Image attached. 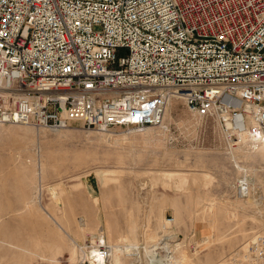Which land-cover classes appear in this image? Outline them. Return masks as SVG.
<instances>
[{
	"label": "built area",
	"instance_id": "built-area-1",
	"mask_svg": "<svg viewBox=\"0 0 264 264\" xmlns=\"http://www.w3.org/2000/svg\"><path fill=\"white\" fill-rule=\"evenodd\" d=\"M174 98L215 119L229 149L239 133L264 141V0H0V124L166 131ZM233 187L253 194L246 175ZM174 225L132 264H176ZM95 239L79 264H111ZM243 261L264 264V231Z\"/></svg>",
	"mask_w": 264,
	"mask_h": 264
},
{
	"label": "rangeland",
	"instance_id": "rangeland-1",
	"mask_svg": "<svg viewBox=\"0 0 264 264\" xmlns=\"http://www.w3.org/2000/svg\"><path fill=\"white\" fill-rule=\"evenodd\" d=\"M165 122L166 131L0 124V264H79L78 244L153 242L170 216L176 264H245L264 231V141L229 149L218 122L181 98ZM244 170L249 197L233 187Z\"/></svg>",
	"mask_w": 264,
	"mask_h": 264
},
{
	"label": "bare ground",
	"instance_id": "bare-ground-1",
	"mask_svg": "<svg viewBox=\"0 0 264 264\" xmlns=\"http://www.w3.org/2000/svg\"><path fill=\"white\" fill-rule=\"evenodd\" d=\"M167 111V110H166ZM166 114V113H165ZM150 128V127H149ZM153 128V127H152ZM157 128V127H156ZM148 129V128H147ZM145 131V130H144ZM147 137V136H146ZM239 142L236 148H238L239 146H241L244 143H247L248 141L245 139H249L247 137V135L245 133H239ZM245 139V140H244ZM251 140V139H249ZM252 141V140H251ZM258 145V144H257ZM257 145H252L253 147H251L252 149H255L257 147ZM234 148V149H236ZM232 150V149H231ZM244 175H246L248 177V175H250L249 171L244 170L243 171ZM126 239V238H125ZM146 241V240H145ZM145 241H142L144 243H146ZM142 242H138V243H132V242H116L114 244H111L112 247V259H111V264H122V255L127 256V254L129 255H133L134 253H136V251L139 249L140 244ZM150 243V242H149Z\"/></svg>",
	"mask_w": 264,
	"mask_h": 264
}]
</instances>
